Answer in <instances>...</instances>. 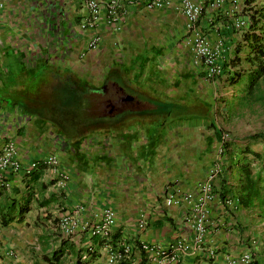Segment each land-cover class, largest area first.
Wrapping results in <instances>:
<instances>
[{
  "label": "crops",
  "instance_id": "crops-1",
  "mask_svg": "<svg viewBox=\"0 0 264 264\" xmlns=\"http://www.w3.org/2000/svg\"><path fill=\"white\" fill-rule=\"evenodd\" d=\"M1 3L0 150L11 143L21 167L33 162L37 166L30 174L40 170L34 179L20 171L7 172L1 181L6 190L0 209L20 202L27 193L32 199L22 221L0 227V264H45L42 256L58 247L64 250L59 264H72L75 256L86 264H109L108 255L124 242H135L132 251L139 243L165 246L183 239L190 244L182 209L164 207L163 194L172 184L192 189L215 159L212 150L217 142L211 143L209 133L195 135V128L203 126L202 118L195 124L182 116L204 104L197 93L209 95L210 89L219 90L222 84L228 86L226 93L232 88L224 76L205 80L192 64L177 4L148 11L135 0H115L114 22L108 21L100 4L96 25L81 30L86 10L79 0ZM227 9L204 11L198 26L211 40L216 29L223 33L224 62L232 58L240 41L221 23L232 19ZM93 35L99 43L88 51L86 42ZM145 49L148 53L142 57ZM71 77L87 81L89 92L83 95L90 97L83 116L66 119L44 101L49 90L56 95ZM104 85L132 102L120 111L108 109L105 115L90 116ZM206 113L201 115L209 116ZM238 146L220 160L221 173L213 188L218 197L225 190L229 204L219 200L212 204L199 248H191L171 264H228L229 257L244 253L251 258L249 264H264V218L238 206L234 194V165L244 145ZM49 155L58 158L65 180L42 164ZM77 207L81 210L73 215L75 232L63 236L57 222ZM103 208L114 211L115 226L105 239L108 244L98 246L93 242L98 238L89 236L88 229L77 228L93 223V215ZM140 219L145 223L142 230L137 228ZM112 236L115 246L109 243ZM92 251L93 259L87 255ZM124 264H141L137 252ZM142 264L148 262L144 259Z\"/></svg>",
  "mask_w": 264,
  "mask_h": 264
},
{
  "label": "built area",
  "instance_id": "built-area-1",
  "mask_svg": "<svg viewBox=\"0 0 264 264\" xmlns=\"http://www.w3.org/2000/svg\"><path fill=\"white\" fill-rule=\"evenodd\" d=\"M86 10V17L79 24L81 30L92 29L99 17L100 4H103L105 16L110 22H114L116 17L115 0H79ZM139 2L146 10L154 11L163 7L177 4L180 13L184 18L185 43L188 48V53L192 64L197 66L203 73L205 80L223 77L226 51L223 33L220 34L215 30L214 39L211 40L207 35L199 30V20L204 11L214 12L220 11L221 8L227 7V14L232 15L229 23L225 24L228 31L240 33L245 30L248 24V15L242 13L243 0H135ZM254 4V3H253ZM2 3L0 0V9ZM99 43L97 35L91 36L86 42V50L93 51ZM221 141L225 139L221 137ZM221 142V143H222ZM221 143L218 145L217 155L221 152ZM42 164L52 173L60 178L61 181L66 179L63 172L59 171L58 158L55 155H49L42 160ZM36 163L30 162L27 166L21 167L16 159V154L11 143H6L0 150V182L7 172L18 173L19 171L25 175L30 174L36 168ZM220 171L219 165H210L205 176L195 182L192 189L182 190L179 185L172 184L168 186L163 194V206L166 208L182 209V222L188 228L191 234L190 244L185 240H175L165 246L157 244H138L137 254H142L148 264H171L178 260L181 254L191 248H199L207 223L209 222V212L212 204L217 203V195L214 193V183L216 176ZM225 204H229L227 199ZM81 210L80 207L75 208L68 215L62 216L59 219L58 227L63 236H70L75 232L76 223L73 220V215ZM95 220L89 224L87 222L80 223L78 230L88 229V234L91 237L98 236L106 239L112 233L115 226V213L110 208H103L98 213L93 215ZM137 228L142 230L145 228V223L140 219L137 222ZM135 242H124L120 244L123 253H130L131 246ZM118 248V247H117ZM120 260L119 255L115 251H111L108 255L107 262L109 264L117 263ZM228 264H249L251 258L244 253L237 257H229Z\"/></svg>",
  "mask_w": 264,
  "mask_h": 264
},
{
  "label": "trees",
  "instance_id": "trees-1",
  "mask_svg": "<svg viewBox=\"0 0 264 264\" xmlns=\"http://www.w3.org/2000/svg\"><path fill=\"white\" fill-rule=\"evenodd\" d=\"M254 3V4H253ZM248 15V24L245 30H241L238 34L240 41L234 45L233 56L224 65V80L229 86L235 87L236 85H244L247 91H251L256 87L258 82L264 78V4L261 6L256 3L255 0H243L242 13ZM220 23V20L217 21ZM229 21L221 20V23H228ZM236 34V35H237ZM222 131L214 128V138L218 145L221 143ZM246 142L244 146L239 149L240 158L236 160L234 170L236 174L234 194L238 206L244 209L255 210V213L259 217L264 218V134L257 133L250 135L245 138ZM260 143L262 144V152H253L250 150V145ZM225 153L232 151L233 149L227 148L228 145L225 142L221 143ZM226 147V148H225ZM228 153V152H227ZM250 156V158H248ZM212 165V162L210 163ZM209 165V166H210ZM35 170L28 177L36 178L39 171ZM33 174V176H32ZM219 179V178H218ZM5 185L0 182V197L5 193ZM224 193L220 194L217 199L223 204L226 200L224 199ZM32 199L31 194L26 196L19 202L8 203L6 209H0V227H6L10 222L22 221L25 213L29 211V203ZM59 222V221H58ZM57 222V226H58ZM93 238V242L98 246L107 245L105 239L98 236ZM109 243L115 246V237L112 236ZM137 245V244H136ZM120 260L119 264H124L125 261L134 255L133 250L130 253H123V250L113 248ZM64 250L58 247L53 250L49 256H42V261L45 264H59L61 257L63 256ZM88 257L93 259L96 256V252H89ZM141 264L144 263L142 254H138ZM81 257L75 256V260L72 264H86L85 261L80 259ZM37 264V263H34Z\"/></svg>",
  "mask_w": 264,
  "mask_h": 264
},
{
  "label": "rangeland",
  "instance_id": "rangeland-1",
  "mask_svg": "<svg viewBox=\"0 0 264 264\" xmlns=\"http://www.w3.org/2000/svg\"><path fill=\"white\" fill-rule=\"evenodd\" d=\"M255 1L260 6L264 4V0ZM147 53L148 49H145V53L142 54V57L146 56ZM155 54L157 55L158 52H155ZM57 77V75L54 76V78ZM71 78L72 79L66 82L65 88L59 86L58 89H56V95L54 94V92L51 94L49 90V92H47L49 93V95L47 96V93L45 94L46 99L44 101L47 105L51 104L50 109L55 108L66 119L71 118L73 115L78 116V114L80 113L83 116V112L85 110L84 106L89 103L88 97H90H86V95H83V93L89 92V90L85 89L87 87V81L84 78ZM50 87L51 91H54L53 86L51 85ZM226 87L228 86L222 84L219 87V90H215L213 92V90L210 89L211 92H209V95L197 93V95L195 96L198 99H203L204 104H196L197 107L194 108L196 109L195 111L187 112L183 114L182 117L186 119L188 118L189 122H195V124H197L199 119L202 118L203 126L200 128H195V135H199L200 133L206 135L209 133V136L212 139L211 143H214L216 142L214 138L215 128L223 132L222 137L225 139V144L228 145L227 148L233 149L238 145L245 144V138L250 135H255L257 133L264 134V78L261 79L256 87L251 91H247L244 85H236L235 87L231 86V92L226 93ZM189 98L191 100H194V97L192 96ZM202 111L204 113L207 112L209 116L205 114L204 116H202ZM90 112V116L96 117L97 115L98 117L99 115V112H97L96 110H91ZM85 114L90 117L89 112H86ZM207 119L209 120L210 124L206 125L204 123H206L205 120ZM249 147L250 149L256 150L258 152H262L263 148L262 144L260 143L251 144ZM228 150L229 149L225 151L226 155L228 154L227 152H230ZM212 151V158H215L214 160H212V164L220 166V171L216 176V182H218L217 179L219 178V175L221 173L220 160L225 153L221 151L220 155H217L216 146ZM31 256L33 255L31 254ZM21 257L23 258V256ZM26 257L28 258V256ZM65 261V259L62 260L63 263Z\"/></svg>",
  "mask_w": 264,
  "mask_h": 264
},
{
  "label": "flooded vegetation",
  "instance_id": "flooded-vegetation-1",
  "mask_svg": "<svg viewBox=\"0 0 264 264\" xmlns=\"http://www.w3.org/2000/svg\"><path fill=\"white\" fill-rule=\"evenodd\" d=\"M98 92L96 111L102 115L107 114L109 110L120 111L123 106L132 102L131 99H127L126 95L117 91L111 85H104Z\"/></svg>",
  "mask_w": 264,
  "mask_h": 264
},
{
  "label": "water",
  "instance_id": "water-1",
  "mask_svg": "<svg viewBox=\"0 0 264 264\" xmlns=\"http://www.w3.org/2000/svg\"><path fill=\"white\" fill-rule=\"evenodd\" d=\"M127 99H131V98L127 97Z\"/></svg>",
  "mask_w": 264,
  "mask_h": 264
}]
</instances>
